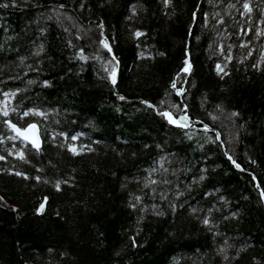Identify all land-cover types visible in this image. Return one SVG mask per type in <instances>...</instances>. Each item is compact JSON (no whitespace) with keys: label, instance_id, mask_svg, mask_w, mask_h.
<instances>
[{"label":"trees","instance_id":"16d2710c","mask_svg":"<svg viewBox=\"0 0 264 264\" xmlns=\"http://www.w3.org/2000/svg\"><path fill=\"white\" fill-rule=\"evenodd\" d=\"M249 2L255 21L264 0ZM61 4L59 11L72 21H57L51 9ZM241 7L237 0H172L167 9L161 0H17L15 7L0 8V92L20 89L8 107L36 106L48 113L46 121L9 116L21 127L37 123L39 151L20 140L0 143L6 156L0 161V264H264V36L252 39L253 53L245 59L247 49L240 45L254 31L234 34L246 19ZM214 12L223 25L212 19ZM73 23L72 33L87 35L76 40L66 33ZM259 27L264 30V24ZM136 30L143 35L134 36ZM101 31L110 52L95 43ZM70 38L85 54L99 48L101 60L80 61L76 49L66 46ZM218 43L225 52L232 45L230 61L213 54ZM40 44L44 51L37 56ZM112 57L115 86L101 79V64ZM186 58L191 68L177 77ZM257 60L259 69L252 67ZM217 63L227 64L223 79ZM173 78L184 88L179 97L169 87ZM141 101L160 107L184 103L192 119L210 126L207 113L220 115V104L224 127L215 124L223 140L243 125L227 145L240 169L217 145L204 143L212 132L194 127L189 140ZM232 111L239 116L225 119ZM3 119L0 135H13ZM20 148L25 160L8 155ZM161 163L168 171L150 174ZM146 178L157 183L145 187ZM136 196L140 203L129 207ZM209 208L212 224L205 226L200 218ZM224 241L231 245L227 260L218 252Z\"/></svg>","mask_w":264,"mask_h":264},{"label":"snow or ice","instance_id":"6c2138e0","mask_svg":"<svg viewBox=\"0 0 264 264\" xmlns=\"http://www.w3.org/2000/svg\"><path fill=\"white\" fill-rule=\"evenodd\" d=\"M217 2H219V0H217ZM237 2L239 4L242 5V7L239 10V15L242 17H245L246 19L240 23L237 24V31L236 35H240L241 33H243L244 35H247L249 32H253L254 31V36L252 38H250L246 43L245 42H241L240 47L247 49V53L245 56V59L248 56H251L253 53V49L250 47V45L252 44V39H259L260 37L264 36V30H262L259 25L260 24H264V10L261 11L258 19H256L255 21H253V17H252V11H253V7L254 5H252L249 0H237ZM161 3L163 5V7L165 9L169 8L172 4V0H161ZM17 5V0H10V2H3L0 3V8H4L7 9L9 7H15ZM65 6L63 4L59 5L58 8H53L51 9V11H53L54 13H56V19L58 22L62 23V19L63 20H68V21H72L73 17L71 15H67L66 13H62L59 11V9H63ZM80 7L83 8L84 4L81 2ZM230 8H235L236 4H229ZM133 12H135V9H133ZM193 17L196 16V13L192 14ZM212 19L215 21L216 24H220L223 25L224 24V19L223 17L220 15L219 12H214L211 14ZM48 19H51V17H48ZM203 23L205 25V27L208 25V18L205 17L203 20ZM77 26L73 23L71 24V27H65L64 31L66 33H70V35H73L74 38L76 40H80L83 36H86L87 33H81L79 29H77L76 33H72V28H76ZM98 28L102 29V25L98 24L97 25ZM5 31H7L6 27L4 29ZM41 31L43 32L44 29L42 28ZM133 35L136 37H139L141 35H143V33L139 30H136L133 32ZM217 35L221 36L223 35L219 30H217ZM98 45L102 46L103 49L107 50L108 52L111 51V48L109 46V44L106 42V38H104L103 36V32H100V37L98 38V40L95 42ZM66 46L69 48H75V57L78 58L80 61L82 62H87L88 60H97L100 61L101 57L99 55V48L96 49V51H94L91 54H85V50L83 47H79L77 45H75L73 43V39H68L66 41ZM2 47V46H0ZM231 49H232V45H228V50L227 52H225L223 50V44L222 43H218L217 44V49L214 51L213 54H216L217 52L219 53V55L224 57L225 61H230L232 59L231 56ZM44 51V45L40 44L35 52V55L39 56L40 53H42ZM160 55H164V53H159ZM185 54L187 56V49H185ZM261 57H264V51H261ZM244 60H240L239 63H243ZM183 66L180 68L179 72H177L176 76L179 77L181 73H188L191 65L189 63V60L186 58L183 62ZM227 67V64L225 63L224 66L222 67L220 63L216 64V69H217V75H221V73H223V75H221V79H223L224 76L229 75V73L227 71H225ZM252 67L255 69H259L260 67V61L257 60L255 63L252 64ZM101 70L104 73V75L101 77V79H107L110 81V83L115 86L116 85V77H117V68L115 66V57H112L109 60H104L101 64ZM29 84L34 83V81L29 80L28 81ZM49 81L45 80L43 81V86H48ZM170 89L174 92V94L179 97L184 93V88L183 87H178L177 86V79L173 78L170 81L169 84ZM21 90L20 89H16L15 91H3L0 92V117H3V124L5 125V127L7 129H9L10 132L14 133L13 135H9V136H3L0 135V143H3L4 139H9V140H20L25 144V148L28 146V144L31 145V148L39 151L40 147H41V142L40 140L37 138L36 136V130H37V123L36 122H26V126L25 127H21L18 126V122H13L11 119H9L10 114H15L16 116H18V121H24L25 117H29V116H39L42 117L45 121L48 119V113L46 111H42L40 108L36 107V106H32V107H25L22 110H19L15 107H8V101L10 99H15L17 96V93H19ZM120 100H125L126 98L123 95H120L118 97ZM142 104L147 105L149 108H151L156 115H158L159 117H161L162 120H164L169 126L179 129L182 133L183 136L186 137L187 139L191 140L193 138V136L190 134V129H193L194 126L192 125V118L191 116L188 114V110H187V105L184 103H180V104H170L167 107H160L157 105H153L148 101H141ZM165 101H161V105H164ZM203 106V105H202ZM215 109L219 110L220 115H213V113H207V116L213 121V124L210 126L208 123H205L204 121H199L203 132L205 134H207L208 132H212L213 135H207L204 143L205 144H215L217 145L221 150H223V154L224 156L227 158L228 161H230L237 169H240V164H238L236 162V160L233 158V155L230 154V152L227 149V145L230 143L235 142L237 136H238V128L239 127H243V125H239L237 128V131L235 132H228V136L230 137L229 140H223L221 138V131L219 128L216 127L215 122L220 121V127L223 128V121H221V116L224 115V108L220 105L217 104L215 105ZM239 113L232 111L230 113H227V115L224 117L225 119L232 121L233 118L238 117ZM60 136L62 137H67V133L61 132L59 133ZM53 139H55V135H53ZM71 139L73 141L77 140L78 137L76 135H72ZM83 147V146H82ZM145 147H148V145H145ZM157 148L161 147V145H156ZM199 147L203 148L204 144H200ZM13 148H16L15 145H13ZM91 150V149H89ZM69 151L72 152H76V149L74 146H70L69 147ZM15 155L18 159L20 160H25V149L24 148H20V149H16L15 153H13L12 150L8 151V155ZM78 154V153H77ZM6 159V156L4 155H0V161H3ZM163 160V158H162ZM253 164L255 163V161H251ZM162 170L163 172H167L168 169L164 167L163 163H161L160 169H156L153 168L150 170V174L154 173L156 171ZM11 172V170H10ZM14 174L16 176H24L25 178H27L26 174L21 173L19 171L14 172ZM36 180H40V177L37 176L35 177ZM200 180L205 179V177L203 175H201L199 177ZM253 180L256 179L255 176L252 177ZM161 183L167 184L169 183V181L163 179V177H161L160 180ZM66 183V181H65ZM157 183L156 180H151L146 178V183H145V187L148 186V184H155ZM59 185H60V181L56 182V187L59 189ZM258 189H259V184L255 185ZM153 191H155V189H153ZM176 195H180L179 192L176 193ZM260 196L261 199L264 200V191L260 192ZM161 199H166V194L161 192ZM135 203H132L129 205V207L135 208L136 205L138 203H140V197L136 196L134 198ZM219 200L224 201L225 198L223 196L219 197ZM41 207H43V205H41ZM170 207H172L173 209L175 208V205L170 204ZM198 211V209L193 208L192 212L196 213ZM213 209L209 208L207 210V213L204 214L202 216V218H200V222L205 225V226H210L212 224V221L210 220V215L212 213ZM163 213L161 212H157L156 215H162ZM233 217H235L237 215V213L233 212L231 214ZM209 231H211V227H209ZM133 244L135 245V241L133 240ZM227 247H231V245H229L227 243V241H224V246L220 247L218 249V252L224 255V259L227 260L228 256L226 255V248Z\"/></svg>","mask_w":264,"mask_h":264},{"label":"water","instance_id":"95a60500","mask_svg":"<svg viewBox=\"0 0 264 264\" xmlns=\"http://www.w3.org/2000/svg\"><path fill=\"white\" fill-rule=\"evenodd\" d=\"M192 125L196 128H199V129H202V127L200 126V123H199V120H196V119H192ZM203 130V129H202ZM36 136L37 138L40 140L41 142V146H42V143H43V139H42V136H41V131H40V128L39 126L37 127V130H36Z\"/></svg>","mask_w":264,"mask_h":264},{"label":"rangeland","instance_id":"374dc122","mask_svg":"<svg viewBox=\"0 0 264 264\" xmlns=\"http://www.w3.org/2000/svg\"><path fill=\"white\" fill-rule=\"evenodd\" d=\"M8 202H10L11 205H16V203L12 200H8Z\"/></svg>","mask_w":264,"mask_h":264}]
</instances>
